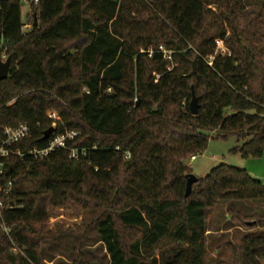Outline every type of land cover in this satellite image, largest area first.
<instances>
[{"label":"trees","instance_id":"16d2710c","mask_svg":"<svg viewBox=\"0 0 264 264\" xmlns=\"http://www.w3.org/2000/svg\"><path fill=\"white\" fill-rule=\"evenodd\" d=\"M29 5L32 26L24 33L20 0H0V57L11 62L0 81V140L22 124L31 130L13 146L22 154L47 149L57 135L77 137L44 160L3 162L0 185L13 187L0 214V264H42L43 246L55 242L48 220L66 207L101 213L91 229L108 264H209L207 221L232 202L257 204L252 215L233 206L228 213L263 232L246 235L240 255L227 244L226 264H262L260 181L222 164L185 193L188 162L212 140L236 138L231 153L243 159L264 154V0Z\"/></svg>","mask_w":264,"mask_h":264},{"label":"rangeland","instance_id":"374dc122","mask_svg":"<svg viewBox=\"0 0 264 264\" xmlns=\"http://www.w3.org/2000/svg\"><path fill=\"white\" fill-rule=\"evenodd\" d=\"M30 0H20L22 7V19L26 21L27 15L30 14ZM32 16L29 15L27 21V30L31 29ZM223 45L220 44V48ZM240 143L236 138H231L225 142L222 140H212L209 143L208 149L201 155H197L195 161H189L188 166L192 170V174L198 179L208 175L214 168L219 165H227L229 167L245 169L250 176L260 181L264 185V154L260 158L243 159L239 154H232L231 151L238 147ZM226 204H219L211 213L208 220L209 226L214 225V218L219 219L225 214V210L230 206L243 213L244 215H252L258 205L249 202H232L229 207ZM100 212L96 211H79L73 207L61 208L48 220V230L51 232L55 242L52 244H45L43 246V262L42 264H108L109 259L104 245L100 243L97 235L91 229V223L100 216ZM212 218V219H211ZM212 222V223H211ZM235 222V221H234ZM229 223L228 226H230ZM220 225V223H219ZM240 230H236L233 241L238 248H240L239 255L242 253L243 242L241 238L243 235L255 233L256 236L262 235V230L254 229L247 230L241 224L235 222ZM2 230H6L2 227ZM8 233V231H6ZM5 232V233H6ZM6 233V234H7ZM241 234V235H240ZM8 235V234H7ZM221 241L230 242L229 235L222 236ZM220 241V242H221ZM5 246V245H4ZM81 247L82 258H80L79 248ZM213 246L208 252L209 264H223V260L230 257L229 251L222 250L220 254H213ZM264 264V259L262 260Z\"/></svg>","mask_w":264,"mask_h":264},{"label":"built area","instance_id":"2783aa9c","mask_svg":"<svg viewBox=\"0 0 264 264\" xmlns=\"http://www.w3.org/2000/svg\"><path fill=\"white\" fill-rule=\"evenodd\" d=\"M35 3H37V0H33ZM30 2V1H28ZM220 44L223 45L222 48H220ZM218 51L221 52L222 54H226L227 50L224 48V44L222 42H218ZM164 54L166 59H170V53L164 51V48H160ZM49 118L54 120V121H59L58 116L55 113H50ZM31 130L28 125L22 124L19 125L16 128H6L3 133H2V139L0 140V175L3 173V162L5 160H9L12 157H18L21 159H24L25 157H31L34 160H44L46 157L49 156L52 152H54L56 149L60 148H65L67 141H72L74 138L77 137V132L71 131L68 132L64 135H57L55 136L47 149L38 151V150H33L30 151L28 154H22L20 151H15L13 150V146L17 145L24 140H27L30 138ZM71 158L72 159H77V151L72 150L71 151ZM126 159H130V154L127 153L125 155ZM196 156L191 158V161H195ZM13 187V182H8L7 184L0 185V214L3 212L5 209V204L3 199L7 196L10 195L11 190ZM2 227L7 231L4 225Z\"/></svg>","mask_w":264,"mask_h":264},{"label":"crops","instance_id":"0c3cea01","mask_svg":"<svg viewBox=\"0 0 264 264\" xmlns=\"http://www.w3.org/2000/svg\"><path fill=\"white\" fill-rule=\"evenodd\" d=\"M29 15L30 14L27 15L26 21H23V23L25 24L24 29H23L24 33L29 31V30H27V21H28ZM225 204L227 205L226 207H229L228 205H230L229 203H225ZM224 212H225V214L220 219L218 217L214 218V222H213L214 225L209 226V223H210L209 221H211V220L207 221V226H206L207 231H206V236H205L206 240H207V243H206L207 252H210L209 249L211 246H213L212 247L213 248V254L214 253L220 254V253H222L221 251L223 249L228 251V249L226 247L227 244L231 243L233 245H236L233 241L234 240L233 237L235 236V233H236L235 231L240 230V228L237 225H235L234 219L228 213V208ZM219 223H220V225H219ZM229 223H231L230 226H228ZM253 230L254 229L249 230V232L253 231ZM224 235H229L230 242L221 241L222 236H224ZM246 235H248V234H246ZM246 235L242 236L241 242H243V239ZM222 262H223V264H226V260H223Z\"/></svg>","mask_w":264,"mask_h":264},{"label":"water","instance_id":"95a60500","mask_svg":"<svg viewBox=\"0 0 264 264\" xmlns=\"http://www.w3.org/2000/svg\"><path fill=\"white\" fill-rule=\"evenodd\" d=\"M38 26V21H37V16L34 15V25L33 27L36 28ZM11 70V62L10 59L3 60L0 57V81H4L9 77ZM193 73H196V64H193ZM198 100L194 96L191 103H190V110L191 114L193 116L198 115ZM155 111H157V107H155ZM54 133V128L49 129L45 133V139H49L50 136ZM198 178L194 176L193 174H190L187 176V185H186V193H185V198H188L191 195L193 185L198 182ZM249 226L253 225V223H249Z\"/></svg>","mask_w":264,"mask_h":264}]
</instances>
